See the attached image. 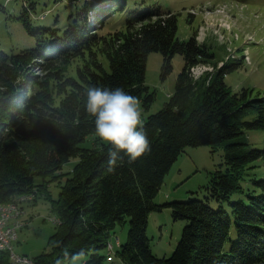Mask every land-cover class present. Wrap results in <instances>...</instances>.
<instances>
[{"label": "trees", "instance_id": "obj_1", "mask_svg": "<svg viewBox=\"0 0 264 264\" xmlns=\"http://www.w3.org/2000/svg\"><path fill=\"white\" fill-rule=\"evenodd\" d=\"M114 2L85 0L81 10L97 6L108 19L106 12L115 13ZM93 25L75 19L61 34L46 28L50 32L37 38L35 48L0 49V202L64 178L56 198L46 194L56 220L48 249L30 259L34 264H64L85 255L81 264H102L111 230L128 217L127 240L116 250L124 264H264V178L253 181L257 191L247 192L245 200H230L232 193L242 191L246 166L264 158V147H249L244 138L245 129L264 128V95L248 87L232 91L224 76L240 62L216 64L210 45L199 42L194 33L176 38L177 15L171 11L149 8L108 40ZM100 43L109 70L95 63L78 69L77 76L61 74L62 60ZM151 51L162 55V77L172 70L174 54L182 55L184 65L163 107L142 118L150 149L135 159L119 150L112 165V145L97 139L90 147L81 145L97 136L94 117L85 109L86 89L121 86L148 108L154 99L145 83ZM28 64L45 69V74L29 73ZM199 64H212L214 70L195 75L192 68ZM54 93H63L58 104ZM250 111L255 118L245 119ZM201 144L223 146L226 170L217 171L201 199L156 203L154 197L184 147ZM72 157L78 158L72 170L62 172ZM164 206L173 220L185 224L172 253L158 257L146 224L148 214ZM232 224L235 239L225 250ZM12 262L0 249V264Z\"/></svg>", "mask_w": 264, "mask_h": 264}, {"label": "rangeland", "instance_id": "obj_2", "mask_svg": "<svg viewBox=\"0 0 264 264\" xmlns=\"http://www.w3.org/2000/svg\"><path fill=\"white\" fill-rule=\"evenodd\" d=\"M84 3L85 0H0V49L17 52L22 48H35L37 38L50 32L46 28H56L61 34L67 25L72 24L75 19L80 23L81 18H85L87 24L94 23L98 35L108 40L112 32L124 30L129 20L134 21L143 11L156 8L177 15L176 38L188 39L194 33L199 42L210 45L216 64L221 65L224 61L240 62L224 76L232 91L248 87L253 89L254 94L264 95V0H115V13L106 12L108 19L104 18L102 11L97 12V6L86 12L81 10ZM23 18L28 21V25ZM102 20L105 22L102 27H98ZM48 46L46 44L44 48L48 49ZM103 48V43H100L92 46L90 51L83 50L78 56L62 60L58 65L61 74L77 76L78 69L84 70L95 63H101L109 70ZM161 65L160 52L148 53L145 83L150 91H154V99L148 108H143L139 101L143 119L158 111L169 99L184 60L181 54H174L172 70L164 77L161 76ZM207 69L214 70V67L212 64H199L192 68V72L198 75ZM27 70L39 76L46 72L45 69L30 64ZM20 76L25 77L26 72ZM55 84L58 85V81ZM54 96L55 104H58L63 93H54ZM255 116L256 113L250 111L244 118L254 119ZM244 138L249 147L263 148L264 128L245 129ZM96 139L104 142L98 136H91L81 145L90 147L95 145ZM77 159L70 158L63 164L61 171L70 172ZM226 168L222 145L215 149L207 144L186 145L165 175L154 201L162 204L173 200L201 199L207 194L206 187L210 185L217 171L224 172ZM243 173L242 191L232 193L230 200H245L247 192L257 191L253 181L264 178V158L250 162ZM35 180L41 182V177L36 176ZM63 181L64 178H61V182L46 183L47 187L31 192L32 198L27 197L23 203V212L12 220L20 222L17 229L18 239L12 242L16 253L32 258L48 249V239L55 231L56 224L50 199L46 194L56 198L60 189L59 183ZM184 224V220H173L167 206L151 211L147 218L146 234L153 254L158 257L169 256L180 239ZM128 229L129 218L125 217L123 222L117 223L111 230L110 246L103 250L106 258L102 264H124L116 250L127 240ZM235 233L236 228L232 224L230 241L226 243L225 250L229 249L230 242L235 239ZM84 256L75 257L64 264H81Z\"/></svg>", "mask_w": 264, "mask_h": 264}, {"label": "clouds", "instance_id": "obj_3", "mask_svg": "<svg viewBox=\"0 0 264 264\" xmlns=\"http://www.w3.org/2000/svg\"><path fill=\"white\" fill-rule=\"evenodd\" d=\"M85 109L94 117L96 135L113 146L110 164L116 163L119 150L135 159L150 149L139 101L123 87L89 85Z\"/></svg>", "mask_w": 264, "mask_h": 264}, {"label": "bare ground", "instance_id": "obj_4", "mask_svg": "<svg viewBox=\"0 0 264 264\" xmlns=\"http://www.w3.org/2000/svg\"><path fill=\"white\" fill-rule=\"evenodd\" d=\"M204 65V64H202ZM203 72V71H202ZM199 75V74H198ZM33 193H22L19 195L14 196L10 201L2 203L0 202V213H3V217L6 219H11V221L18 216L20 213H15V211L22 210L23 208V203L26 202L27 197L31 196ZM54 222H56L55 219H53ZM17 223V227L9 228V235L11 237H17V229L20 226L19 221H13ZM0 233H2V226H0ZM0 249L6 250L9 253L10 259L13 261V263H25V264H34L32 260L30 259H20L17 260V256H24L23 254L16 253L13 250V246H8V245H0ZM109 258V257H108Z\"/></svg>", "mask_w": 264, "mask_h": 264}, {"label": "built area", "instance_id": "obj_5", "mask_svg": "<svg viewBox=\"0 0 264 264\" xmlns=\"http://www.w3.org/2000/svg\"><path fill=\"white\" fill-rule=\"evenodd\" d=\"M22 210L19 211H15V213H22ZM17 223L11 221V219H6L5 217H3V213H0V226H2V233H0V245H8V246H13L12 242L17 240L18 237H11V235H9V228H13V227H17ZM108 246L109 243H108ZM20 259H30L27 256H17V260ZM31 260V259H30Z\"/></svg>", "mask_w": 264, "mask_h": 264}]
</instances>
